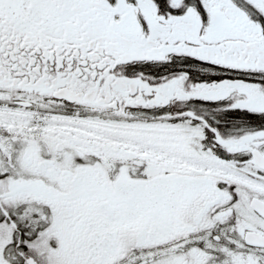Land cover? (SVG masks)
<instances>
[{
    "label": "snow or ice",
    "instance_id": "1",
    "mask_svg": "<svg viewBox=\"0 0 264 264\" xmlns=\"http://www.w3.org/2000/svg\"><path fill=\"white\" fill-rule=\"evenodd\" d=\"M0 264H264V0H0Z\"/></svg>",
    "mask_w": 264,
    "mask_h": 264
}]
</instances>
